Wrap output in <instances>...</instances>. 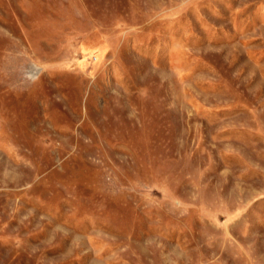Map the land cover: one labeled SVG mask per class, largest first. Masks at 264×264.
I'll use <instances>...</instances> for the list:
<instances>
[{
    "label": "rangeland",
    "instance_id": "1",
    "mask_svg": "<svg viewBox=\"0 0 264 264\" xmlns=\"http://www.w3.org/2000/svg\"><path fill=\"white\" fill-rule=\"evenodd\" d=\"M0 264H264V0H0Z\"/></svg>",
    "mask_w": 264,
    "mask_h": 264
}]
</instances>
